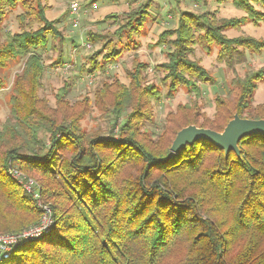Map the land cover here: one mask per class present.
<instances>
[{
  "label": "trees",
  "instance_id": "1",
  "mask_svg": "<svg viewBox=\"0 0 264 264\" xmlns=\"http://www.w3.org/2000/svg\"><path fill=\"white\" fill-rule=\"evenodd\" d=\"M42 1L0 0V22L6 10L20 4L28 12L19 16L21 31L9 33L0 45V69L24 60L9 99L11 116L0 124V234L22 231L42 213L10 168L38 180L55 225L42 238L18 245L1 264H264V136L243 138L239 155L206 140L178 154L170 150L189 125L221 132L235 115L264 119V103L250 111L263 68L247 70L244 78L236 72L247 63V53L264 52V39L223 34L245 20L263 22L264 0H232L247 15L240 19L181 11L178 28L161 33L155 45L168 49L167 61L154 67L162 86L146 81L150 64L136 56L128 83L107 81L95 101L86 97L74 105L64 99L65 86L53 108L39 96L45 73L40 51H53V66L62 65L66 36L47 18ZM151 1L116 21L113 32L89 33L91 46H102L88 73L105 72L117 62L123 40L135 50L130 41L152 17ZM28 15L37 28L24 27ZM196 46L208 55L217 48L218 62L234 73L233 102L217 96L213 119L201 111L199 100L201 85L215 79L192 59ZM6 88L0 77V90ZM183 88L194 100L179 105L156 132V103ZM92 106L113 122L108 136L84 129Z\"/></svg>",
  "mask_w": 264,
  "mask_h": 264
},
{
  "label": "rangeland",
  "instance_id": "2",
  "mask_svg": "<svg viewBox=\"0 0 264 264\" xmlns=\"http://www.w3.org/2000/svg\"><path fill=\"white\" fill-rule=\"evenodd\" d=\"M147 0H43L42 6L45 7L46 16L49 20L57 21V25L66 36V41L63 45L64 59L62 65L53 66L56 60V55L49 49L40 51L45 65V73L42 79V88L39 91V96L44 99V104L47 107H55L59 93L65 86L66 92L64 99L71 105L76 104L80 100L88 97L91 101H95V93L107 81L118 79L123 83H128L127 70L132 67L134 57L149 63L150 67L146 70V81L157 86H162L160 78L162 74L154 72L156 64H161L167 61L165 55L167 44L155 46L158 42L161 33L167 30L177 29L180 22L181 11L215 16L217 19H240L246 17V13L238 9L232 0L219 2L218 0H179L178 6L174 0H152L149 22L144 29L134 37L130 44L123 40L125 51L117 60L108 65L105 72L96 71L88 73L91 68V57L97 49L102 46L98 43L96 46L91 45L88 41L89 33L96 32L106 35L109 32L116 30V21H120L123 16L132 8H136L144 4ZM78 2L80 6V14L77 17L71 16L70 5ZM28 14L26 8L20 4L15 9L6 10L3 22H0V45L3 44L8 34H14L22 29L19 21L20 15ZM110 15L118 16L117 18H108ZM24 21L25 28L35 29L38 23L32 15L26 16ZM74 21H79V28H73ZM223 34L229 38L240 36H251L257 39H264V20L258 25L251 20H245L244 23L237 28L227 29ZM198 36L196 35L195 39ZM174 38V37H173ZM176 38V36H175ZM192 56L193 60L199 61L214 77L213 85H201L203 90L202 98L199 100L201 111L213 119L216 112V97L220 96L225 100L233 102L235 93L233 92L231 79L234 77L232 70H229L225 64L219 63L217 60V48L208 55L200 46H196ZM248 61L244 65L236 67L237 74L241 78L245 77L247 70L260 69L264 70V52L261 54L247 53ZM100 60V59H99ZM24 60L12 62L10 67L3 70L0 69V77L5 79L7 88L0 90V124L11 116V108L9 99L12 94L13 83L16 77L22 73ZM165 94V89L163 90ZM194 100V96L185 88L180 89L177 94L171 98L163 96L160 102L155 105V121L157 127L154 128L158 132L166 121L168 115L176 112L179 105L190 103ZM253 106L250 111L254 112V106L264 103V78L258 83V87L253 95ZM92 103V102H91ZM93 105V104H92ZM85 120L83 121L84 129L102 130L106 136L111 129L112 124L102 116V112L97 107L92 106ZM120 121V120H119ZM12 169L9 173L12 176ZM20 171V169H17ZM15 171V170H14ZM8 173V174H9ZM35 181V185L41 193L40 183L35 177L25 174ZM42 198V194H41ZM43 204L45 202L42 198ZM39 206V205H38ZM40 208V206H39ZM41 209V208H40ZM53 209V208H52ZM42 215V213H41ZM38 221L29 227L27 230L36 226L41 221ZM55 221V220H54ZM55 225V224H54ZM54 228V227H53ZM22 230V231H23ZM21 232V231H19ZM17 233V232H10ZM8 234V233H1Z\"/></svg>",
  "mask_w": 264,
  "mask_h": 264
},
{
  "label": "water",
  "instance_id": "3",
  "mask_svg": "<svg viewBox=\"0 0 264 264\" xmlns=\"http://www.w3.org/2000/svg\"><path fill=\"white\" fill-rule=\"evenodd\" d=\"M254 135L264 136V119L253 120L235 115L221 132L196 125L183 128L177 133L170 150L173 154H178L188 145L206 140L217 148L225 150L226 154L233 150L239 155L240 141L247 136Z\"/></svg>",
  "mask_w": 264,
  "mask_h": 264
},
{
  "label": "built area",
  "instance_id": "4",
  "mask_svg": "<svg viewBox=\"0 0 264 264\" xmlns=\"http://www.w3.org/2000/svg\"><path fill=\"white\" fill-rule=\"evenodd\" d=\"M70 14L74 17L80 14L78 2H74L70 5ZM72 27L78 29L79 21H74ZM88 47L90 48L91 45L88 44ZM12 174V177L36 200L42 210V219L39 224L27 230L17 233L0 234V264L11 258L18 245L42 238L53 230L55 224L53 209L48 204L42 203L41 193L36 186L37 184L35 185V181L17 169H12Z\"/></svg>",
  "mask_w": 264,
  "mask_h": 264
},
{
  "label": "crops",
  "instance_id": "5",
  "mask_svg": "<svg viewBox=\"0 0 264 264\" xmlns=\"http://www.w3.org/2000/svg\"><path fill=\"white\" fill-rule=\"evenodd\" d=\"M202 85H204V84H202ZM262 104V103H261Z\"/></svg>",
  "mask_w": 264,
  "mask_h": 264
}]
</instances>
